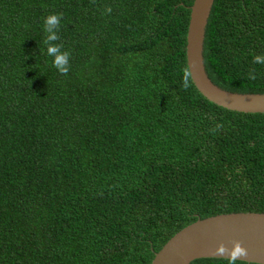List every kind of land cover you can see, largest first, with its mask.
Instances as JSON below:
<instances>
[{
  "label": "trees",
  "instance_id": "trees-1",
  "mask_svg": "<svg viewBox=\"0 0 264 264\" xmlns=\"http://www.w3.org/2000/svg\"><path fill=\"white\" fill-rule=\"evenodd\" d=\"M193 2L0 0V264H152L187 224L264 212V112L210 101L193 76L182 87ZM49 13L66 76L43 43ZM256 55L264 0H215L214 83L264 93Z\"/></svg>",
  "mask_w": 264,
  "mask_h": 264
},
{
  "label": "water",
  "instance_id": "water-1",
  "mask_svg": "<svg viewBox=\"0 0 264 264\" xmlns=\"http://www.w3.org/2000/svg\"><path fill=\"white\" fill-rule=\"evenodd\" d=\"M215 0H194L187 36V61L198 90L210 101L236 111L264 112V93L233 92L214 83L204 61L206 27ZM240 240L248 249L243 261L264 264V212H230L200 218L173 234L152 264H191L197 258H226L216 252Z\"/></svg>",
  "mask_w": 264,
  "mask_h": 264
},
{
  "label": "clouds",
  "instance_id": "clouds-1",
  "mask_svg": "<svg viewBox=\"0 0 264 264\" xmlns=\"http://www.w3.org/2000/svg\"><path fill=\"white\" fill-rule=\"evenodd\" d=\"M112 11L111 6L105 8V13L110 14ZM63 18V13H49L43 21V30L45 32V37L43 43L47 46V55L52 57V66L58 70L61 75H67L70 71V56L71 53L67 50H63L62 43H56L60 40L59 29L61 28V20ZM253 63H264V55H256L253 57ZM183 82L182 87L188 89L191 86V77L193 72L189 67H185L183 70ZM249 79H255L254 70L250 71L248 74ZM222 127V125H216V128L211 129L215 132L216 129ZM233 247L228 248L224 243H220L217 247L216 252L223 256L225 253L229 255L225 256L227 258V264H237V261L241 260V257L248 255V249L243 246L242 241L234 240Z\"/></svg>",
  "mask_w": 264,
  "mask_h": 264
}]
</instances>
